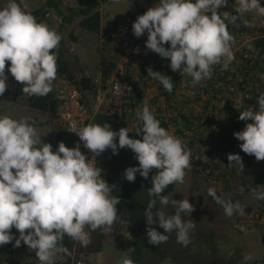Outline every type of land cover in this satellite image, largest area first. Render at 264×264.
I'll list each match as a JSON object with an SVG mask.
<instances>
[{
	"label": "clouds",
	"instance_id": "obj_1",
	"mask_svg": "<svg viewBox=\"0 0 264 264\" xmlns=\"http://www.w3.org/2000/svg\"><path fill=\"white\" fill-rule=\"evenodd\" d=\"M112 3L118 4L119 0ZM236 4L237 14H232L218 12L228 5V0H159L136 18L131 30L137 38L147 34L145 47L169 59L171 70L189 75L195 85L211 78L213 65L222 64V69L227 70L235 59L231 49L233 37L226 21L235 25L246 12L264 17L260 0H236ZM26 9L23 0H7L0 8V96L8 87L6 62H10L8 72L23 84L22 92L28 96H47L56 79L55 50L62 37ZM244 23L250 26L247 21ZM166 44L170 46L165 47ZM147 74L165 91H173L171 77L151 67L147 68ZM257 104L258 108L239 111L238 119L246 124L241 131L234 132V137L242 142L239 147L245 154L261 161L264 160V93L257 98ZM136 115L142 121L137 132L140 139L130 138L128 128L114 131L107 123L77 127L73 122L70 132L95 156L107 149L113 155L119 149H131L138 166L125 169L124 178L129 182L135 181L137 173L147 179L151 170L157 169L148 189L153 198L144 211L148 243L160 245L168 240L165 233L175 232L177 242L187 247L195 224L185 221L182 214L190 215L194 206L188 199L170 200L162 193L173 183H183L191 152L179 137L161 127L147 101L142 109H137ZM39 143L40 137L27 118L17 120L0 115V246L15 240L14 246L19 247L23 242L35 252L40 264H54L57 254L70 255L60 243L65 235L87 247L91 232L97 229L111 232L114 224H127V221H121L117 214L119 197L111 195L112 186L102 177V170L81 151L80 143L69 148L61 141L55 151L50 143L37 147ZM227 158L228 166L238 165L241 173L244 167L241 156L230 153ZM261 188L264 186L253 189L257 200H264ZM207 191L223 207L225 215L245 214L239 201L217 195L214 188ZM156 198L161 206L171 203L174 214L157 208ZM153 225L162 228L163 233ZM12 228L19 232L18 237L12 234ZM240 230L246 231L243 226ZM243 259L248 261L251 257L245 255ZM120 264H133V261L125 257Z\"/></svg>",
	"mask_w": 264,
	"mask_h": 264
},
{
	"label": "rangeland",
	"instance_id": "obj_2",
	"mask_svg": "<svg viewBox=\"0 0 264 264\" xmlns=\"http://www.w3.org/2000/svg\"><path fill=\"white\" fill-rule=\"evenodd\" d=\"M56 1L59 3L61 13L49 6L48 0H26L24 4L27 5L26 10L35 17V13L44 12L46 17L44 23L50 28L56 29L61 35V42L64 44L67 60L76 80L88 73H99L102 69V60L115 62L119 72L127 69L129 64L130 66L133 64L135 68L145 67L147 69L146 62L164 75H166L167 68L171 70L170 63H165L164 58L151 50L140 56L132 53L134 41L138 39L132 30L122 38L115 33V28L121 22H128L132 29L136 18L146 12L148 8L159 3V0H119L118 4H113L112 1L101 3L98 7L101 14V27L97 32H91L82 27L83 16H78L71 22L65 19V16L69 14L68 7L83 8L95 0ZM260 3L261 6H264L262 0ZM237 7L236 0H228V5L221 7L220 11L236 12ZM240 19L248 22L250 26H246L244 23L246 28L256 29L261 26L259 23L264 20V17L258 16L254 12H246L240 16ZM140 38L147 39V34ZM9 66L10 62H6L5 72L8 75V87L0 96V115H7L17 120L27 118L40 137L37 147H42L44 139L52 134V128L46 124L48 116L27 107L25 104L26 94L22 92L23 84L15 81L11 76L8 72ZM137 73L139 72L137 71ZM149 79L151 81L149 98L152 97L153 101L157 95L167 91L158 81L151 77ZM57 83L58 79H55L52 84V93L56 92ZM177 91L181 93V89L177 87L175 92L176 101L181 106L183 105L181 102L185 103L186 96L178 95ZM97 121L98 119L94 123H98ZM245 124L244 121V127ZM240 143L242 142L239 141L236 146L232 147L229 153L241 156L244 165L241 173L238 171V165L233 164L229 167L228 160L222 161L216 168L213 165H204L198 159L190 158V167L185 169L183 183H174L169 198L170 200L172 198L175 200L188 199L191 202L192 195L196 199L199 195L203 197V205L199 207L203 212L201 215L191 217L188 214H182L185 221H192L195 224L194 229L190 232L191 240L201 239L200 234L203 233L216 248L214 249L219 257L228 260L239 252L242 257L245 255L251 257L246 261L248 263L258 260V264H264V221L254 224L246 232H239L235 228L238 220L245 218L248 207L264 213V200H257L253 194L254 188L264 186V180L258 181L263 171V160L257 161L254 156L245 154L239 147ZM56 148V146L53 147V151ZM105 152L114 178V191L111 195L119 197L121 202L117 205V214L120 220L127 221V224H114L112 231L106 232L102 251L88 255L79 254L81 258L86 264H120L121 259L125 257L131 259L133 264H181L176 249L175 232L165 233L168 240L160 245L148 243L144 211L149 200L153 197H150L149 194L146 197L148 193L146 186L137 179L134 182H129L124 178L125 169L129 166L122 160L119 152L115 155L111 149H107ZM134 163H138V161L135 159ZM157 172V169H152V176ZM208 188H214L219 196L231 198L234 202L239 201L245 209V214L241 216L239 213H234L231 217L225 215L223 207L208 195ZM260 190H264V188ZM144 198L145 201L142 205L141 200ZM156 199L157 208H163L166 213L174 214L175 210L171 203L164 207L159 204V199ZM155 211L156 208H153V212ZM152 227L161 233L164 231L158 225ZM96 231L102 233L100 229ZM11 232L13 234L18 231L12 228ZM201 250L203 256H206L207 251Z\"/></svg>",
	"mask_w": 264,
	"mask_h": 264
},
{
	"label": "built area",
	"instance_id": "obj_3",
	"mask_svg": "<svg viewBox=\"0 0 264 264\" xmlns=\"http://www.w3.org/2000/svg\"><path fill=\"white\" fill-rule=\"evenodd\" d=\"M6 3L7 0H0V8ZM218 12L222 13L220 9ZM244 22L240 19L234 25L226 21L233 37L231 49L235 56L227 70L222 69V64L213 65L211 78L195 85L189 75H181L177 70V84L181 89V93L177 91V94L186 96L185 103L181 102L182 107L178 105L176 96H168L165 92L152 101V97L149 98L151 81L145 67L135 68L133 64L122 72L115 68L106 80L103 69L99 73L83 75L91 81L89 91L69 79L58 78L55 92L59 101L58 123L66 134L62 142L69 148L80 143L81 151L98 167V156L91 154L83 147L79 137L70 132L73 122L77 127H82L94 123L103 114L114 131L128 128L130 133L132 122L142 128V121L137 118L136 112L147 101L160 124H167L169 133L179 137L189 148L191 158L198 159L204 165L221 162L226 151L239 142L234 132L244 128V121L238 119L239 111L257 108V98L264 93V20L256 29L246 28ZM130 30L128 22H121L115 28V33L122 38ZM145 41V38L136 39L132 53L140 56L149 51ZM252 219V224L263 220L258 213ZM240 226L247 230L245 225H236L238 229ZM13 235L18 237L19 232ZM14 244L15 240L0 246V253L8 257V263L16 259L20 264H40L35 252L23 242L19 247ZM54 264L86 263L75 247L71 255L57 254Z\"/></svg>",
	"mask_w": 264,
	"mask_h": 264
},
{
	"label": "trees",
	"instance_id": "obj_4",
	"mask_svg": "<svg viewBox=\"0 0 264 264\" xmlns=\"http://www.w3.org/2000/svg\"><path fill=\"white\" fill-rule=\"evenodd\" d=\"M112 0H95L93 1L90 5H87L83 8L79 9H74L72 7H68L69 14L65 16L66 21L71 22L73 21L74 18L78 16H83V19L81 20V25L84 29L91 31V32H97L100 27H101V14L100 11L98 10V7L101 5V3H107ZM48 5L57 9L59 13H61V9L59 7V3L56 0H48ZM25 3V2H24ZM23 3V4H24ZM147 11V10H146ZM40 12V11H39ZM35 13L36 18L38 22L44 23L45 21V13ZM62 41V39H61ZM60 41V44L58 48L55 50L58 54V59H57V75L56 79L62 77L71 80L75 85L80 86L83 90H90L92 88L91 81L87 79L85 76H82L80 79L76 80L71 72V68L69 66L67 56H66V51L64 44ZM169 44H166L165 47H169ZM165 63H170V60L167 58H164ZM148 67H151L154 71L157 69L153 68L152 65L147 63ZM102 66V72H103V77L106 80L109 77V74L116 68V63L115 62H110V61H104L102 60L101 62ZM130 67V64H129ZM147 70V69H146ZM165 74L169 77H171L174 87L173 91L171 93L165 92L168 96L171 94V97H175V92L178 87L177 81L179 78V74L171 71L169 68L165 70ZM25 104L27 107L30 109L36 110L42 114H45L48 116V119L46 121V124L49 125L52 128V134L44 139V143H50L53 147H57L58 143L62 141L66 134L64 130L61 128V126L58 123V118H59V101L57 99L56 93L50 92L47 96L40 97V96H25ZM258 108V105H257ZM103 123H108L106 117L104 116ZM128 124V122H126ZM134 123L132 122V131L129 133L130 138L134 139H140L141 136L137 135L138 130L141 128L138 127L137 125H133ZM161 127L165 128L167 131L169 130V126L165 123L160 124ZM117 143H118V138H117ZM238 143V142H237ZM237 145V144H236ZM235 145V146H236ZM189 149V148H187ZM230 150L226 151V155L222 161H227ZM119 154L122 158V160L129 166H137L138 163L135 162V154L133 151L127 147L119 149ZM213 156V155H211ZM221 161V162H222ZM221 162H216L213 161L209 165H213L214 167H218ZM263 166V171L260 174V180H264V160L262 162ZM98 168L102 170V177L112 186V193L114 191L113 183H114V178L112 174V170L110 169L109 165V159L106 154V152L102 153L100 156H98ZM136 179L144 184L146 186V189H148L152 186L151 184V179H152V170L149 173V176L147 179L142 177L139 173L136 175ZM256 181L257 183H259ZM174 183L169 185L162 193V195H167L170 196L171 190L173 189ZM111 193V194H112ZM148 196V193L146 197ZM197 200V204L195 205V201ZM142 205L144 204L145 198L141 200ZM194 206V211L191 212L189 216L195 217L198 215H201L203 212L200 210L199 207L203 205V197L199 195L196 199L194 195L191 197V202ZM248 213L245 215L244 219H239L237 224H242L247 227V230L250 229L251 226H253L256 223H260L264 221V213L258 210H252L250 207L247 208ZM259 214L260 217L263 218V220L256 222L252 224V218L255 214ZM236 224V225H237ZM235 225V228L239 232H246V231H241L238 229ZM105 235L106 232L102 231V233L98 231H93L91 232V243L87 247H83L80 245L79 242L72 240L70 237L65 235L64 239L60 242L64 247L68 249V253L70 255L72 254L73 250L75 247H77L78 253L79 254H84L88 255L90 253H98L102 251L103 249V244L105 240ZM201 239L199 240H191V243L185 247L181 245L180 243L177 242L176 244V249L177 253L179 255V259L181 261V264H258L259 261L256 260L254 262H246L244 261L242 255L238 252L235 253L230 259L225 260L221 257H219V254L215 250L216 248L210 243V240L208 237L204 236L203 233L200 234ZM215 248V249H214ZM205 249L207 251L206 256H203L202 250ZM176 253V255H177ZM66 254V253H65ZM69 255V254H68ZM8 257L6 255H2L0 253V264H20L19 261L16 259H11L10 263H8Z\"/></svg>",
	"mask_w": 264,
	"mask_h": 264
},
{
	"label": "crops",
	"instance_id": "obj_5",
	"mask_svg": "<svg viewBox=\"0 0 264 264\" xmlns=\"http://www.w3.org/2000/svg\"><path fill=\"white\" fill-rule=\"evenodd\" d=\"M101 116H103V117H101ZM101 116H99L97 119H98V124H101L100 122H103V120H104V115L102 114ZM105 124V123H104Z\"/></svg>",
	"mask_w": 264,
	"mask_h": 264
}]
</instances>
